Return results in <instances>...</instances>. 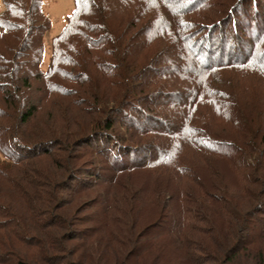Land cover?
<instances>
[{
  "label": "trees",
  "instance_id": "obj_1",
  "mask_svg": "<svg viewBox=\"0 0 264 264\" xmlns=\"http://www.w3.org/2000/svg\"><path fill=\"white\" fill-rule=\"evenodd\" d=\"M3 3L0 264H264V0Z\"/></svg>",
  "mask_w": 264,
  "mask_h": 264
},
{
  "label": "rangeland",
  "instance_id": "obj_2",
  "mask_svg": "<svg viewBox=\"0 0 264 264\" xmlns=\"http://www.w3.org/2000/svg\"><path fill=\"white\" fill-rule=\"evenodd\" d=\"M43 3H44V11L49 16V18L51 19V22H52L51 29L47 32V34H46V36L44 37V40H43L44 41V44H45L44 45V49H45L44 51H45V53H44V59H43V63H42V69L44 71H46V69H47V67L49 65V58H50V55L52 53V51H51V39H52V37L54 35L58 34L63 29V27H64V25L66 23L67 17L73 12V9H74V0H43ZM117 5H119V4H117ZM4 8H5V6H4L3 0H0V13L3 12ZM75 69H73V70H75ZM76 70H79V69H76ZM83 73H84V70L81 72V74L83 75ZM263 93L264 92H261V94H263ZM244 95H245V93L243 91V96L241 94V97L244 98ZM0 104L2 105V103H0ZM217 119L219 121H221L222 118L217 116ZM0 159L2 161L5 159V157H4V155H3V153L1 151H0ZM231 175H233V174L232 173L229 174L230 177L227 176L228 179H229V181H232V176ZM234 175H235V177H237V175H236L235 172H234ZM82 176L83 177H86L85 175H82ZM72 184H75V182L72 183ZM116 192H120L121 195L119 197H121L123 194L126 193L125 189H121V190L116 191ZM94 196H95L94 193H88L84 197L93 198ZM108 196H110L109 198H115V197H117L115 195L113 197L111 194H108ZM105 198H107V196ZM256 199L257 200L253 202V204L255 203V205L259 203V200H261V198L260 199L259 198H256ZM243 203H242L243 204L242 206H243L244 209H246V211L248 212L249 216H253L254 211H252V209H253L252 206H254V205L252 204V202H250L249 204H248V202H243ZM249 205H250V207H249ZM258 206H259V204L257 205V207ZM73 208H75V206L74 207L67 208V209H69V212H68L69 215H71V213L74 211ZM144 208H147V207H144ZM90 212H93V210L92 211L91 210L90 211L84 210V212H82V213H80V212L79 213L78 212H74L69 217H70V220H72L74 214L75 213H78V214H75L74 217L83 218L85 216V214L90 213ZM144 213H145V210L142 209V214H144ZM72 222L74 223L75 221L72 220ZM80 226H83V225H80ZM61 232H62V230H61ZM0 234L3 235V239H6V240L9 239L7 236L4 235L3 232H1ZM10 241H13L15 243L14 244L15 248H20L21 249V253L23 255L25 254V252L28 254V253H33V251H34V250H31V249L28 250L27 248H22L18 244V241H17L16 238L9 239L7 241V243H9ZM76 246H77V241H72V242L69 243L68 248H72L71 249V251H72V250L75 249ZM105 250H106V247L101 248V247H98V245H96L95 246V249H94V254H96V253L101 254L102 253V254L105 255V253H104ZM256 253H257V251L254 250V248L252 247L249 251H240L237 256H241V258H244L245 257L247 259H249V257H250V261L251 262H254V264H262L263 263V259L260 258L259 256H255L254 254H256ZM63 254H64V252H63ZM156 254H159V253H157V252H151L149 255H147V257H145V260L147 259L145 261V264H149L153 260V258L155 257ZM64 256L65 255H63L62 258H64ZM105 256H107V255H105ZM5 258L11 264H14V262L17 260V257L14 254H12V255L10 254V255H8L6 257H3V259H5ZM74 258H77V257H74ZM26 259H29V258H26ZM70 260L71 259L69 257H67L66 260H64V262L66 261V263H68V262H70ZM211 263H209V264H211ZM140 264H143V263H140ZM212 264H214V263H212Z\"/></svg>",
  "mask_w": 264,
  "mask_h": 264
},
{
  "label": "snow or ice",
  "instance_id": "obj_3",
  "mask_svg": "<svg viewBox=\"0 0 264 264\" xmlns=\"http://www.w3.org/2000/svg\"><path fill=\"white\" fill-rule=\"evenodd\" d=\"M87 0H77V4H78V8H77V13L73 14V18H75V16L78 14V12L81 10L80 9V5L83 3H86ZM150 2H154V0H150Z\"/></svg>",
  "mask_w": 264,
  "mask_h": 264
}]
</instances>
